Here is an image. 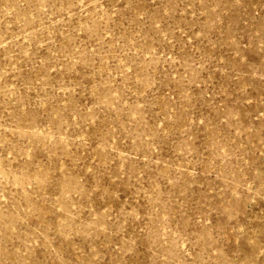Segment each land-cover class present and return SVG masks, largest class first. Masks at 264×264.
<instances>
[{
  "label": "rangeland",
  "instance_id": "374dc122",
  "mask_svg": "<svg viewBox=\"0 0 264 264\" xmlns=\"http://www.w3.org/2000/svg\"><path fill=\"white\" fill-rule=\"evenodd\" d=\"M0 264H264V0H0Z\"/></svg>",
  "mask_w": 264,
  "mask_h": 264
}]
</instances>
